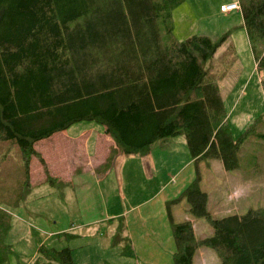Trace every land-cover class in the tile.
<instances>
[{"label": "trees", "instance_id": "obj_1", "mask_svg": "<svg viewBox=\"0 0 264 264\" xmlns=\"http://www.w3.org/2000/svg\"><path fill=\"white\" fill-rule=\"evenodd\" d=\"M185 1L0 0V148L19 146L21 201L34 157L51 186L59 185L35 143L81 121L105 126L115 141L100 172L121 153L145 154L181 134L196 162L218 159L232 171L241 167L244 147L264 141L256 125L233 137L217 79L207 80V64L226 37L174 38L173 11ZM238 1L257 69L264 70V0ZM6 170L5 176L15 172ZM199 183L198 170L177 201L186 198L190 214L205 218L213 232L197 239L192 221L172 222L173 264H195L202 247L221 264H264V208L216 219ZM9 228L0 206V264L11 253ZM72 252L41 246L43 259L31 264H73ZM124 254H132L130 246Z\"/></svg>", "mask_w": 264, "mask_h": 264}, {"label": "rangeland", "instance_id": "obj_2", "mask_svg": "<svg viewBox=\"0 0 264 264\" xmlns=\"http://www.w3.org/2000/svg\"><path fill=\"white\" fill-rule=\"evenodd\" d=\"M233 1L186 0L173 11V34L178 40L205 35L218 42L226 37L207 64V80L217 79L227 121L236 139L253 125H256L257 131L264 133V70L257 69L241 12L220 13L221 3L227 5ZM254 142L242 149L241 167L236 170L227 171L218 159L206 158L199 162V184L208 195V211L214 218L245 215L250 209L264 208V141L257 139ZM161 143L156 142L149 151ZM6 169L15 172L5 176ZM193 171H196L195 165L184 174ZM24 181L19 146L14 142L3 143L0 148V206L10 215L6 243L11 246V253L3 264H31L42 260L43 256L39 253L41 246L57 250L71 247L73 264H127L129 258L123 255L127 248L122 249L121 244L118 246L114 242L109 223L92 226L88 231L78 228L69 231L68 220L77 212L72 209L69 212L61 202L64 189L37 182L38 186L28 191L21 201L26 191ZM178 204L182 207L180 211L190 213L186 198ZM175 217L178 218L177 215ZM198 221V236H211L213 231L207 220L198 218ZM208 251L213 255L212 259L220 263L216 253L210 248ZM52 264L61 263L53 261ZM196 264H204L199 254Z\"/></svg>", "mask_w": 264, "mask_h": 264}, {"label": "crops", "instance_id": "obj_3", "mask_svg": "<svg viewBox=\"0 0 264 264\" xmlns=\"http://www.w3.org/2000/svg\"><path fill=\"white\" fill-rule=\"evenodd\" d=\"M34 147L42 153L50 175L64 189L61 202L69 212H77L68 220L69 231H88L92 226L109 223L114 242L122 249L131 247L132 254L126 256L129 264H173L172 222L192 221L195 237L204 239L198 236V218L178 207L183 199L177 200L196 179L201 161L191 156L184 135L171 137L145 154L121 153L106 172H100L99 167L116 145L105 126L95 121L74 123L36 142ZM37 160L34 157L30 162V191L38 186L37 182L49 183ZM192 165L196 171L185 175ZM208 250H197L195 264L198 254L204 264H221Z\"/></svg>", "mask_w": 264, "mask_h": 264}, {"label": "built area", "instance_id": "obj_4", "mask_svg": "<svg viewBox=\"0 0 264 264\" xmlns=\"http://www.w3.org/2000/svg\"><path fill=\"white\" fill-rule=\"evenodd\" d=\"M220 11L223 14H227L233 11L241 12V6L238 0H236L233 3L227 4V5H222L220 7ZM173 180V179H172Z\"/></svg>", "mask_w": 264, "mask_h": 264}]
</instances>
